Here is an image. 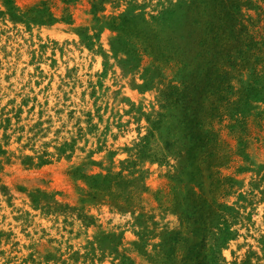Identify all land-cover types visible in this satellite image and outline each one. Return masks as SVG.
<instances>
[{
    "label": "rangeland",
    "instance_id": "rangeland-1",
    "mask_svg": "<svg viewBox=\"0 0 264 264\" xmlns=\"http://www.w3.org/2000/svg\"><path fill=\"white\" fill-rule=\"evenodd\" d=\"M0 264H264V0H0Z\"/></svg>",
    "mask_w": 264,
    "mask_h": 264
}]
</instances>
